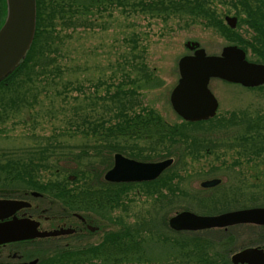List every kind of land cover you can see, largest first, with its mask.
Returning <instances> with one entry per match:
<instances>
[{"label": "rangeland", "instance_id": "rangeland-1", "mask_svg": "<svg viewBox=\"0 0 264 264\" xmlns=\"http://www.w3.org/2000/svg\"><path fill=\"white\" fill-rule=\"evenodd\" d=\"M130 1L136 3L138 0H123L122 3L114 0L102 13L79 17V20L89 18L96 23L90 27H85L82 21H77L73 27L69 26V22L57 21L55 33L59 39V51L53 57L59 69L40 80L31 77L25 105L18 111L10 112L0 122V152L19 156L43 146L51 137L62 149L79 152L89 139L92 143L97 140L84 137L80 130L72 128L79 125L81 129L82 121L84 126L98 127L101 120L109 125L117 105L114 96H111L115 92L120 100L129 99L128 96L132 95L137 110L153 109L168 125L182 121L171 106L170 92L179 78L178 59L191 53L185 46L186 41H197L209 54H219L225 45L234 42L226 40L218 28L203 25L200 19L194 20L178 13L151 15L137 12L131 9ZM260 1L245 0L242 6L235 0H208L206 5L216 10L233 33L240 35L243 43H239L251 61L264 62V27H255L249 14H253ZM225 15L237 18L234 26L226 23ZM142 69L150 75L148 81L143 80ZM209 87L218 100L217 113L213 121L196 127L197 131L209 129L203 136L211 140L207 141L209 150L171 155L174 164L169 172L177 174L174 179L177 191L168 192L161 188V193L167 197L163 205L161 199L160 203H154L157 194L146 195L133 186L126 193L127 208H116L105 215L111 220L93 214L103 232L120 230L121 223L134 225L139 218L155 216L157 225L153 227L154 233H165L172 238L179 235L169 229L167 219L176 211L188 209L214 214L223 212L221 208L233 210L242 206L264 205V155L252 157L247 154V141L242 142V146L239 142V138L250 137L245 128L239 124L224 123V118L233 117L232 114L236 115V122L242 118H248L250 122L258 120L264 114V84L246 88L213 78ZM197 131L193 134H198ZM259 133L264 135L262 124ZM153 143L136 139L126 144L139 147L138 150L149 160L163 159L168 156L166 151L178 146L167 142L164 146ZM58 150L53 153L56 155L50 158L49 164L75 169L77 164L72 159H63ZM42 172L45 180L54 178V173L48 170ZM213 177L221 178V183L209 188L200 186L202 180ZM81 181L74 185H79ZM45 205L48 206L47 203ZM148 211L153 212L150 215ZM162 220L166 221V225L161 224ZM250 227L239 225L226 230L236 239L230 252L250 245ZM206 234L216 236L215 232L203 231V235ZM143 237L144 256L149 257L144 259L151 260L148 264L166 256H162L158 237L151 239L148 232ZM134 264L145 263L138 260Z\"/></svg>", "mask_w": 264, "mask_h": 264}, {"label": "trees", "instance_id": "trees-1", "mask_svg": "<svg viewBox=\"0 0 264 264\" xmlns=\"http://www.w3.org/2000/svg\"><path fill=\"white\" fill-rule=\"evenodd\" d=\"M35 1L36 26L32 44L21 63L0 80V122L10 112L18 111L25 105L26 95L30 92V87L27 85L31 82V77L35 76L40 80L58 71L59 67L55 64L53 57V54H57L59 51L57 45L59 39L55 33L57 21L69 22V26L72 27L77 21H82L85 27H90L96 23L89 18L79 20L81 19L79 17L102 13L109 8V4L114 0ZM115 1L123 2V0ZM3 2L4 0H0L1 17L4 12ZM206 2L209 4L208 0H138L136 3L130 1L128 4L132 10L151 15L178 13L188 15L194 20L200 19L203 25L218 28L226 40L241 46L239 42H243L240 35L233 33V29L228 28L217 15L216 10L206 5ZM235 2L242 6L245 4V0H235ZM254 9L253 16L249 13L253 24L255 27H264L263 1L261 0ZM142 78L146 81L150 78L144 69H142ZM111 96H114L117 105L114 117L112 116L113 121L109 125L101 120L98 127L96 125L84 126L82 121L81 129H79V125L72 128L80 130L84 137L97 140L96 143H92L88 138L89 142L85 143L79 152L62 149L54 138L52 140V137L48 138L43 146L30 149L29 152L19 156L0 152V195L14 191L36 190L41 192L44 203H47L50 209L55 207V209L59 208L56 211L62 209L87 210L105 216L116 208L125 210L127 208L126 193L133 186H137L146 195L157 194L158 197L156 196L154 203H160L161 199L163 205L167 197L161 193V188L167 189L168 192L177 191V185L174 182L177 174L169 172L174 163L152 181L111 183L103 179V174L111 167L113 154L120 152L136 159L149 160L147 155H142L141 150H138L139 147L126 144L127 141L136 139L154 141L153 145L162 143L164 146L165 142L171 146L178 144L177 148L166 151L167 157L176 156L184 151L189 153L201 149L207 151L209 150L207 141L211 142V140L205 139L203 136L209 129L204 131L198 129L197 131L196 127L200 128L204 123L213 121V118L197 122L181 121L174 125H168L153 109L141 108L137 110L131 99L132 95H129L130 98L125 100L118 99L117 92ZM232 115L233 117H225V123L228 125L239 124L250 135L249 138H239L241 146L242 142L247 141L246 147H249V150H246L247 154L252 157L264 155V144L262 145L264 135L259 133L261 124L264 125V114L258 117L255 122H250L248 118H242L236 122V115ZM244 121L247 123L244 124ZM194 131H197L198 134H193ZM57 150L63 159H72L77 167L69 170L62 166L59 167L56 163L54 167L51 166L50 158L56 155L53 153ZM46 170L54 173L53 179H44L42 171ZM80 180L82 181L79 185H74ZM221 209L227 210L228 208ZM148 212L151 215L153 211ZM108 217L111 220V217ZM145 218H139V221L134 225L125 226L121 223L122 227L119 231L108 235L107 242L111 247L109 251L95 248L90 250L91 255L87 256L98 258L103 253L110 252L112 255L107 256L127 257L131 260L130 264H134V261L136 263L138 260L149 258L144 256L145 244L143 242V234L148 232L151 239L155 240L158 237V246L164 251L162 256L165 254L164 258L177 259L179 260L178 264H229L227 253L234 245L232 235L224 236L221 233H216L214 236L200 235V232H177L176 234L179 236L169 238L165 233H154L153 227L157 225V217L151 216L149 219L146 218L147 220ZM161 224L166 225V221L162 220ZM75 252L72 250L62 251L54 257L57 259L70 258L72 264H76L78 255Z\"/></svg>", "mask_w": 264, "mask_h": 264}, {"label": "water", "instance_id": "water-1", "mask_svg": "<svg viewBox=\"0 0 264 264\" xmlns=\"http://www.w3.org/2000/svg\"><path fill=\"white\" fill-rule=\"evenodd\" d=\"M234 26L235 17H226ZM35 0H6V16L0 27V80L10 74L24 59L35 32ZM186 47L192 54L183 55L178 61L179 79L170 94V102L175 112L184 120L197 121L215 115L217 100L208 88L211 78L217 77L244 86L264 83V64L250 62L245 52L235 46H224L220 54H207L195 41H187ZM172 158L156 162H144L114 155L113 166L104 178L112 182L147 181L155 179L172 163ZM220 182L219 178L204 180L203 187ZM38 195L37 192H32ZM29 206L24 200L0 199V218L14 210ZM238 223L264 224V207L231 210L214 215H200L183 210L175 213L168 224L175 230H198L212 227H227ZM39 223L27 218L8 220L0 223V243L35 237L55 236L70 233L71 228L59 230H39ZM256 256L254 248H246L232 255V261L251 262Z\"/></svg>", "mask_w": 264, "mask_h": 264}, {"label": "flooded vegetation", "instance_id": "flooded-vegetation-1", "mask_svg": "<svg viewBox=\"0 0 264 264\" xmlns=\"http://www.w3.org/2000/svg\"><path fill=\"white\" fill-rule=\"evenodd\" d=\"M263 1V0H262ZM0 7V17H1ZM0 198L20 199L29 203L14 210L11 214L0 218L1 222L8 220L27 218L36 220L40 230H56L61 228H72L70 234H59L44 238H28L22 240H12L0 243V264H72L70 258H56V254L62 251H76L78 259L76 264H130L131 260L127 257L114 258L103 253L98 258L88 257L90 250L98 248L101 251H109L110 245L107 242L108 235L112 234L107 230L103 232L100 223L96 222L94 215L108 220V216L97 214L87 210H53L44 203L42 194L32 195V190L21 192H8L0 195ZM250 245L240 247L236 251L246 247H253L256 256L249 262L241 264H264V225H252ZM99 236V237H98ZM235 252V251H234ZM112 255V254H111ZM86 256V257H83ZM106 256V257H105ZM149 259L140 260L141 263L148 264ZM137 262V261H136ZM173 259H158L152 264H172ZM135 263V261H134ZM231 263V262H230Z\"/></svg>", "mask_w": 264, "mask_h": 264}]
</instances>
